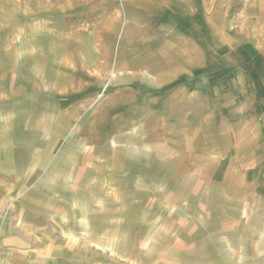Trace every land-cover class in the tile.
Returning <instances> with one entry per match:
<instances>
[{
  "label": "crops",
  "instance_id": "crops-1",
  "mask_svg": "<svg viewBox=\"0 0 264 264\" xmlns=\"http://www.w3.org/2000/svg\"><path fill=\"white\" fill-rule=\"evenodd\" d=\"M214 13L0 0V264H264V88Z\"/></svg>",
  "mask_w": 264,
  "mask_h": 264
},
{
  "label": "rangeland",
  "instance_id": "rangeland-1",
  "mask_svg": "<svg viewBox=\"0 0 264 264\" xmlns=\"http://www.w3.org/2000/svg\"><path fill=\"white\" fill-rule=\"evenodd\" d=\"M215 7L216 13L210 14L215 26L201 22V35L216 42L217 54L247 58L253 79L257 76L264 88V0H215Z\"/></svg>",
  "mask_w": 264,
  "mask_h": 264
}]
</instances>
